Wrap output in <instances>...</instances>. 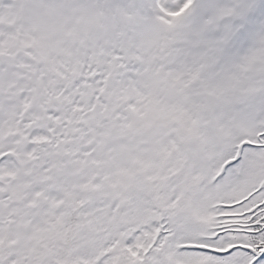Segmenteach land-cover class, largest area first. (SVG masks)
Returning a JSON list of instances; mask_svg holds the SVG:
<instances>
[{
  "label": "snow or ice",
  "instance_id": "obj_1",
  "mask_svg": "<svg viewBox=\"0 0 264 264\" xmlns=\"http://www.w3.org/2000/svg\"><path fill=\"white\" fill-rule=\"evenodd\" d=\"M0 264H264V0H0Z\"/></svg>",
  "mask_w": 264,
  "mask_h": 264
}]
</instances>
